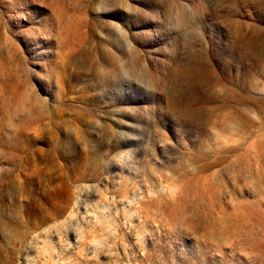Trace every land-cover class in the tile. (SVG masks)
<instances>
[{
    "label": "rangeland",
    "instance_id": "obj_1",
    "mask_svg": "<svg viewBox=\"0 0 264 264\" xmlns=\"http://www.w3.org/2000/svg\"><path fill=\"white\" fill-rule=\"evenodd\" d=\"M0 264H264V0H0Z\"/></svg>",
    "mask_w": 264,
    "mask_h": 264
}]
</instances>
